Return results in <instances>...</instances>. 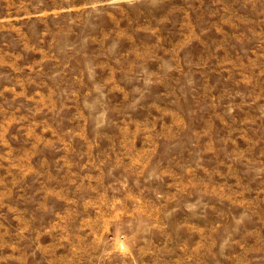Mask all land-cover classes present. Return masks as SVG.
<instances>
[{"label": "rangeland", "instance_id": "1", "mask_svg": "<svg viewBox=\"0 0 264 264\" xmlns=\"http://www.w3.org/2000/svg\"><path fill=\"white\" fill-rule=\"evenodd\" d=\"M0 264H264V0H0Z\"/></svg>", "mask_w": 264, "mask_h": 264}]
</instances>
